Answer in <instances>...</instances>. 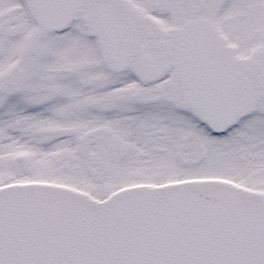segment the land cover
Segmentation results:
<instances>
[{
    "label": "snow or ice",
    "instance_id": "6c2138e0",
    "mask_svg": "<svg viewBox=\"0 0 264 264\" xmlns=\"http://www.w3.org/2000/svg\"><path fill=\"white\" fill-rule=\"evenodd\" d=\"M0 264H264V0H0Z\"/></svg>",
    "mask_w": 264,
    "mask_h": 264
}]
</instances>
